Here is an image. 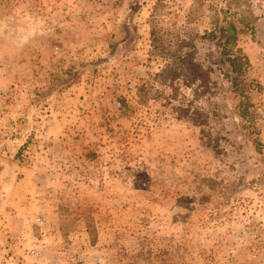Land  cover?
<instances>
[{"label": "rangeland", "instance_id": "obj_1", "mask_svg": "<svg viewBox=\"0 0 264 264\" xmlns=\"http://www.w3.org/2000/svg\"><path fill=\"white\" fill-rule=\"evenodd\" d=\"M0 264H264V0H0Z\"/></svg>", "mask_w": 264, "mask_h": 264}, {"label": "trees", "instance_id": "obj_2", "mask_svg": "<svg viewBox=\"0 0 264 264\" xmlns=\"http://www.w3.org/2000/svg\"><path fill=\"white\" fill-rule=\"evenodd\" d=\"M233 26H234V25H233ZM235 29H236V26H235ZM229 40H230V38H229L227 41H229ZM246 60H247V59H246ZM235 62H236V60H232V61H231V64L234 65L233 63H235ZM235 68H236V67H235ZM240 94H242V95L245 94V91H244V90H240ZM244 109H245V108H244ZM242 116L246 117L247 115L244 114V115H242Z\"/></svg>", "mask_w": 264, "mask_h": 264}]
</instances>
